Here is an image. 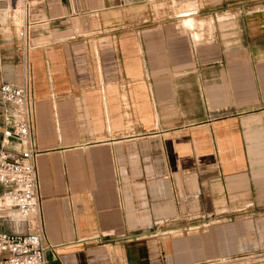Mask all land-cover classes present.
I'll return each instance as SVG.
<instances>
[{
  "label": "crops",
  "instance_id": "0c3cea01",
  "mask_svg": "<svg viewBox=\"0 0 264 264\" xmlns=\"http://www.w3.org/2000/svg\"><path fill=\"white\" fill-rule=\"evenodd\" d=\"M248 3L0 0V81L20 80L8 10L33 22L47 264H264V7L236 10L228 51L204 28Z\"/></svg>",
  "mask_w": 264,
  "mask_h": 264
},
{
  "label": "built area",
  "instance_id": "2783aa9c",
  "mask_svg": "<svg viewBox=\"0 0 264 264\" xmlns=\"http://www.w3.org/2000/svg\"><path fill=\"white\" fill-rule=\"evenodd\" d=\"M32 24L18 31L19 81H0V264H47L37 169L36 97L29 58ZM253 256L264 260V249ZM239 262L243 258H236ZM227 264L218 258L196 264Z\"/></svg>",
  "mask_w": 264,
  "mask_h": 264
},
{
  "label": "rangeland",
  "instance_id": "374dc122",
  "mask_svg": "<svg viewBox=\"0 0 264 264\" xmlns=\"http://www.w3.org/2000/svg\"><path fill=\"white\" fill-rule=\"evenodd\" d=\"M10 1H12V0H10ZM23 1L24 0H19V3L23 7V9H24L25 3H26V5L30 4L29 5L30 12H34L35 8L38 6L37 5L38 0H25L24 2ZM174 7H175V5H173V4L170 5V8L172 10H174ZM260 7L261 8L264 7V4L262 3L260 5H257V4L248 3V4H245L244 7L228 8L229 10H226V12H220V13L224 14V16L222 18H218L215 20L213 19V21L210 23L206 22V24L204 25L205 26L204 28L206 29L205 32H209V33L213 32V34H214V28H219L221 30L220 32L222 34V37H224L225 40H228V43L226 46L227 51H228L229 46L233 42V41H230V39H232V40L236 39L235 40V43H236L238 41V37L240 36V34H241V36H243L246 39L249 36L248 33L250 32V24H251L252 19L251 18H243V19L237 18L236 10L237 11L241 10L242 12H244V11H250L252 9H256V8H260ZM10 13H11V11L8 10L7 14H9V20H10V26L8 27V38L16 39V37H18V31L20 29V26H21V24L24 23V20H25L24 10H23L22 15H21V20L18 23L14 22V19ZM247 16H250V14L248 13ZM204 17H206V19L209 20V18L211 16L208 15V16H204ZM255 21H259L260 23H262L264 20L263 19H260V20L255 19ZM183 25L186 28H190L192 30L193 34H195L199 38V33H198V31H196L197 26H198V22L196 20H194V19L183 20ZM260 27L263 28V26H260ZM239 28H241L242 31H240ZM213 34H211L209 36L205 35L204 38L205 39H211L213 37ZM240 49L239 50L242 51L243 57L249 58L248 53L246 52L244 47L240 46ZM257 57H262V56L259 55ZM256 66H257V64H255V70H256ZM255 75H256V73H255ZM259 87H260V84H258V90L260 93L261 87H260V89H259ZM249 258L250 257H247L246 259H244V262L247 260L249 261Z\"/></svg>",
  "mask_w": 264,
  "mask_h": 264
},
{
  "label": "bare ground",
  "instance_id": "6f19581e",
  "mask_svg": "<svg viewBox=\"0 0 264 264\" xmlns=\"http://www.w3.org/2000/svg\"><path fill=\"white\" fill-rule=\"evenodd\" d=\"M24 1H25V0H24ZM24 1H23V2H24ZM22 4H23V3H22ZM23 6H24V5H23ZM24 9L26 10V4H25V6H24ZM230 262H231V261H230ZM233 262H234V261H233ZM213 264H214V263H213ZM227 264H228V263H227Z\"/></svg>",
  "mask_w": 264,
  "mask_h": 264
}]
</instances>
